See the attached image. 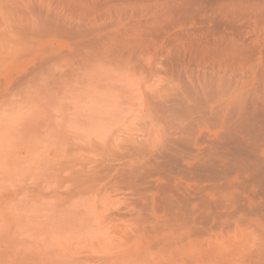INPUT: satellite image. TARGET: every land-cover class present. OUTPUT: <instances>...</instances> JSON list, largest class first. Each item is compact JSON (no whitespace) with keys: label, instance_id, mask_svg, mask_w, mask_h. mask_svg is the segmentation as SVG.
<instances>
[{"label":"rangeland","instance_id":"1","mask_svg":"<svg viewBox=\"0 0 264 264\" xmlns=\"http://www.w3.org/2000/svg\"><path fill=\"white\" fill-rule=\"evenodd\" d=\"M41 1L0 0L1 263L264 264V0Z\"/></svg>","mask_w":264,"mask_h":264},{"label":"bare ground","instance_id":"2","mask_svg":"<svg viewBox=\"0 0 264 264\" xmlns=\"http://www.w3.org/2000/svg\"><path fill=\"white\" fill-rule=\"evenodd\" d=\"M26 1H27V0H26ZM35 1H36V0H35ZM39 1H41V0H39ZM66 1H67V0H66ZM78 1H79V0H78ZM84 1H85V0H84ZM101 1H102V0H101ZM103 1H104V0H103ZM122 1H123V0H122ZM124 1H125V0H124ZM128 1H129V0H128ZM128 1H126L125 3H127ZM181 1H182V0H181ZM37 2H38V1H37ZM41 2H42V1H41ZM56 2H57V0H56ZM58 2H59V1H58ZM70 2H71V1H70ZM70 2H69V4H70ZM80 2H82V0H81ZM93 2H94V1H93ZM115 2H116V1H114V3H115ZM129 2H130V1H129ZM246 2H247V0H246ZM30 3H31V2H30ZM34 3H35V2H34ZM71 3H72V2H71ZM83 3L85 4L86 1L83 2ZM89 3H90V2H89ZM94 3H96V2H94ZM97 3L99 4V3H102V2H97ZM97 3H96V4H97ZM106 3H107V2H106ZM110 3H111V2H110ZM114 3H113V5H114ZM249 3H250V2H249ZM55 4H56V3H55ZM84 4H83V5H84ZM90 4H91V3H90ZM104 4H105V3H104ZM107 4H108V3H107ZM115 4H116V3H115ZM117 4L120 5V2L118 1ZM122 4H123V3H122ZM59 5H60V4H59ZM59 5H58V7H59ZM75 5H76V4H75ZM83 5H82V6H83ZM86 5H87V3L84 5L85 8H86ZM88 5H89V4H88ZM92 5H93V4H92ZM92 5H91V7H92ZM99 5H101V4H99ZM99 5H98V6H99ZM23 6H24V5H23ZM68 6H69V5H68ZM68 6H67V7H68ZM70 6H71V5H70ZM70 6H69V7H70ZM80 6H81V5H80ZM80 6H76V8H78V7H80ZM82 6H81V7H82ZM101 6H102V5H101ZM0 7H1V6H0ZM25 7H26V6H25ZM40 7H41V6H40ZM56 7H57V5H56ZM58 7H57V9H58ZM81 7H80V8H81ZM107 7L110 8L109 5H107ZM121 7H124V6L122 5ZM2 8H3V7H2ZM38 8H39V7H38ZM60 8H61V7H60ZM85 8H84V11H83L84 14H86V12L90 11V9H89L90 7L87 6V8L89 9V10H87V11H85ZM102 8L104 9L105 7H102ZM117 8H119V7H117ZM248 8H249V7H248ZM25 9H26V8H25ZM27 9H28V8H27ZM27 9H26V11H27ZM53 9H54V8H53ZM71 9L73 10L74 7H72ZM105 9H106V8H105ZM15 10H16V8H15ZM22 10H23V9H22ZM30 10H31V9H30ZM42 10H43V9H42ZM54 10H55V9H54ZM74 10H75V9H74ZM74 10H73V11H74ZM79 10H80V9H79ZM106 10L109 11L108 8H107ZM120 10H121V8H120ZM0 11H1V9H0ZM26 11H25V12H26ZM58 11H60V10H58ZM62 11H63V10H62ZM95 11H96V10H95ZM117 11H118V9H117ZM6 12H7V11H6ZM8 12H10V11L8 10ZM15 12H16V11H15ZM19 12H20V10H19ZM30 12H31V11H30ZM69 12L71 13V11H69ZM93 12H94V10H93ZM105 12H106V11H105ZM2 13H3V11H2ZM4 13H5V12H4ZM12 13H13V12H12ZM23 13H24V12H23ZM47 13H48V12H47ZM75 13H76V12H75ZM75 13H74V14H75ZM96 13H97V11H96ZM101 13H102V12H101ZM103 13H104V12H103ZM107 13H108V12H107ZM0 14H1V12H0ZM27 14H28V13H27ZM30 14H31V13H30ZM64 14H65V13H64ZM76 14H78V10H77V13H76ZM79 14H80V13H79ZM79 14H78V15H79ZM91 14H92V10H91ZM251 14H252V13H251ZM255 14H256V13H255ZM257 14H258V13H257ZM4 15H5V14H4ZM18 15L20 16V14H18ZM41 15H42V14H41ZM60 15H61V14H60ZM80 15H81V14H80ZM86 15H88V14H86ZM93 15H94V13H93ZM101 15H103V14H101ZM106 15H107V14H106ZM258 15H259V14H258ZM258 15H257V16H258ZM262 15H263V14H262ZM23 16H24V15H23ZM55 16H56V15H55ZM70 16H71V15H70ZM72 16H73V14H72ZM76 16H77V15H76ZM81 16H82V15H81ZM81 16H80V17H81ZM83 16H84V15H83ZM96 16H97V15H96ZM255 17H256V16H255ZM10 18H11V17H10ZM17 18H18V17H17ZM30 18H31V17H30ZM32 18H33V17H32ZM32 18H31V19H32ZM86 18H87V17H86ZM86 18H85V19H86ZM93 18H94V16H93ZM118 18H119V17H118ZM250 18H251V17H250ZM261 18H262V17H261ZM12 19H13V18H12ZM19 19H20V18H19ZM27 19H28V17H27ZM34 19H35V18H34ZM82 19H84V17H83ZM85 19H84V20H85ZM120 19H121V18H120ZM259 19H260V18H259ZM1 20H2V17H1ZM6 20H7V19H6ZM16 20H17V19H16ZM22 20H23V19H22ZM52 20H53V19H52ZM55 20L58 21V19H56V18H55ZM78 20H79V19H78ZM253 20H254V19H253ZM262 20H263V19H262ZM23 21H24V20H23ZM28 21H29V20H28ZM63 21H64V20H63ZM103 21H104V20H103ZM254 21H255V20H254ZM15 22H16V21H15ZM30 22H31V21H30ZM36 22H37V21H36ZM50 22H52V21H50ZM53 22H54V21H53ZM64 22H65V21H64ZM88 22H89V21H88ZM91 22H92V21H91ZM95 22H96V21H95ZM120 22H121V21H120ZM10 23H11V22H10ZM20 23H21V22H20ZM48 23H49V21H48ZM56 23H57V22H56ZM73 23H74V22H73ZM76 23H77V22H76ZM84 23H85V22H84ZM253 23H254V22H253ZM262 23H263V22H262ZM0 24H1V23H0ZM22 24H23V23H22ZM24 24H25V22H24ZM54 24H55V23H54ZM74 24H75V23H74ZM249 24H250V23H249ZM26 25H27V22H26ZM35 25H36V23H35ZM50 25H51V24H50ZM90 25H91V24H90ZM97 25H98V24H97ZM97 25H96V26H97ZM100 25H101V23H100ZM100 25H99V26H100ZM243 25H244V24H243ZM255 25H256V24H255ZM3 26H4V25H3ZM30 26H33V25H30ZM52 26H53V25H52ZM55 26H56V25H55ZM58 26H59V25H58ZM69 26H70V24H69ZM69 26H66V28H68ZM72 26H73V25H72ZM93 26H94V25H93ZM36 27H37V26H36ZM40 27H41V25H40ZM79 27H80V26H79ZM105 27H106V26H104V28H105ZM107 27H108V26H107ZM243 27H244V26H243ZM243 27H242V28H243ZM6 28H7V27H6ZM17 28H18V27H17ZM21 28H22V27H21ZM23 28H24V26H23ZM26 28H27V27H26ZM32 28H34V26H33ZM37 28H38V27H37ZM48 28H49V27L47 26V29H48ZM69 28H70V27H69ZM97 28H98V27H97ZM104 28H102V29H104ZM2 29H4V28H2ZM8 29H9V28H8ZM18 29H19V28H18ZM51 29H53V27H52ZM51 29H50V30H51ZM243 29H244V28H243ZM251 29H252V30H255L254 28H251ZM261 29H262V28H261ZM13 30H14V29H13ZM13 30H12V31H13ZM54 30H55V29H54ZM56 30H57V28H56ZM58 30H59V29H58ZM62 30H63V28H62ZM65 30L67 31V29H64V33H66ZM93 30H95V27L93 28ZM98 30H99V29H98ZM98 30H96V31H98ZM4 31H5V29H4ZM6 31H7V30H6ZM16 31H17V30H16ZM19 31H20V30H19ZM21 31H22V30H21ZM26 31H27V29H26ZM78 31H79V30H78ZM14 32H15V30H14ZM39 32H40V31H39ZM50 32H51V31H50ZM52 32H53V31H52ZM55 32L57 33V31H55ZM74 32H75V31H74ZM88 32H89V31H88ZM94 32H95V31H94ZM99 32H100V31H99ZM21 33H22V32H21ZM46 33H47V32H46ZM78 33H79V32H78ZM89 33H92V32H89ZM96 33H97V32H96ZM15 34H16V33H14V35H15ZM25 34H26V33H25ZM25 34H24V35H25ZM37 34H38V31H37ZM48 34H49V33H48ZM54 34H55V33H54ZM54 34H53V35H54ZM66 34H67V33H66ZM84 34L86 35L85 31H84ZM262 34H263V32H262ZM262 34H261V35H262ZM24 35H23V36H24ZM58 35H60V34H58ZM78 35H80V34H78ZM92 35H93V34H92ZM92 35H91V36L89 35V36L92 38V37H93ZM111 35H112V34H111ZM111 35H110V37H111ZM258 35H259V33H258ZM261 35H260V36H261ZM12 36H13V35H12ZM17 36H18V34H17ZM21 36H22V35H21ZM40 36L42 37L43 35H40ZM45 36H46V35H45ZM48 36H49V35H48ZM69 36H70V34H69ZM107 36H109V35H107ZM38 37H39V35H38ZM50 37H51V36H50ZM57 37H58V36H57ZM57 37H56V38H57ZM76 37H77V36H76ZM59 38H60V36H59ZM79 38H80V37H79ZM113 38H114V37H113ZM259 38H260V37H259ZM15 39H16V37H15ZM21 39H22V38H21ZM28 39H29V38H28ZM39 39H40V38H39ZM42 39H43V38H42ZM67 39H68V37H67ZM81 39H82V38H81ZM106 39H107V38H106ZM116 39H117V38H116ZM11 40H12V39H11ZM19 40H20V39H19ZM23 40H24V38H23ZM33 40H35V39H33ZM118 40H119V39H118ZM98 41H99V40H98ZM101 41H102V40H100V42H101ZM251 41H252V40H251ZM259 41H260V40H259ZM14 42H15V41H14ZM85 42H86V41H85ZM115 42H116V41H115ZM115 42H114V43H115ZM93 43H94V42H93ZM51 44H53V43L51 42ZM83 44H84V43H83ZM95 44H96V43H95ZM112 44H113V43H112ZM253 44H254V43H253ZM24 45H25V44H24ZM28 45L30 46V44H28ZM31 46H32V44H31ZM103 46L105 47L104 44H103ZM110 46H111V45H110ZM246 46H247V45H246ZM44 47H45V46H44ZM86 47H87V46H86ZM89 47H90V46H89ZM45 48H46V47H45ZM48 48H49V46H48ZM90 48H91V47H90ZM90 48H89V49H90ZM98 48H99V47H98ZM12 49H13V47H12ZM95 49H96V48H95ZM246 49H247V48H246ZM101 50L103 51V50H105V49H102V48H101ZM243 50H245V49H243ZM43 51H44V50H43ZM86 51H87V50H86ZM53 52H54V50H53ZM58 53H59V52H58ZM93 53H94V52H93ZM93 53H92V54H93ZM49 54H50V53H49ZM84 54H85V53H84ZM102 54H103V53H102ZM102 54H101V55H102ZM88 55H89V54H88ZM88 55H86L87 58H89ZM93 55L95 56V54H93ZM93 55H92V57H94ZM99 55H100V54H99ZM103 55H104V54H103ZM217 55H218V54H217ZM223 55H224V54H222V56H223ZM89 56H90V55H89ZM116 56H117V55H116ZM41 57H42V56H41ZM53 57H54V55H53ZM82 57H83V56H82ZM90 57H91V56H90ZM96 57H97V56H96ZM96 57H95V58H96ZM50 58H51V57H50ZM83 58L85 59V57H83ZM227 58H228V57H227ZM38 59H40V58H38ZM52 59H53V58H52ZM57 60H58V59H57ZM51 61H52V60H51ZM83 61H84V60H83ZM85 61H86V60H85ZM86 62H87V61H86ZM47 63H48V62H47ZM84 63H85V62H84ZM91 63H93V62H91ZM58 64H59V63H58ZM85 64H86V63H85ZM87 64H88V63H87ZM56 67H57V66H56ZM15 74H16V73H15ZM87 77H88V76H87ZM194 91H195V90H194ZM202 91H203V90H202ZM85 93H86V92H85ZM87 93H88V92H87ZM195 93H196V92H195ZM98 94H99V93H98ZM100 94H101V93H100ZM199 94H200V93H199ZM101 95H102V94H101ZM104 95H105V94H104ZM104 95H102V96H104ZM108 95H109V94H108ZM102 96H101V97H102ZM186 96H187V95H186ZM199 97H200V96H199ZM199 97H198V98H199ZM196 98H197V97H196ZM198 98H197V99H198ZM104 99H105V98H104ZM195 101H196V100H195ZM139 104H141V103H139ZM198 105H199V104H198ZM87 106H88V104H87ZM139 107H140V106H139ZM144 107H145V106H144ZM147 107H148V105H147ZM187 107H189V106H187ZM141 108H142V107H141ZM141 108H140V110H141ZM184 108H186V106H185ZM187 109H188V108H187ZM190 109H191V108H190ZM148 113H149V112H148ZM157 113H158V112H157ZM141 114H142V113H141ZM146 114H147V113H146ZM150 114H151V113H150ZM165 114H166V113H165ZM100 115H101V113H100ZM148 115H149V114H148ZM161 116H162V115H161ZM146 119H147V118H146ZM149 119H151V118H149ZM182 120H183V119H182ZM154 121H155V120H154ZM154 121H152V122H154ZM154 123H156V122H154ZM118 125H119V124H118ZM144 126H145V125H144ZM151 126H152V125H151ZM1 127H2V126H1ZM120 127H121V126H120ZM189 127H190V126H189ZM2 128H3V127H2ZM5 128H6V126H5ZM144 128H145V127H144ZM151 128H152V127H151ZM193 128H194V127H193ZM147 129H148V128H147ZM175 129H176V128H175ZM150 130H151V129H150ZM157 130H159V129H157ZM189 130H190V129H189ZM6 132H7V130H6ZM170 132H171V131H170ZM192 132H193V131H192ZM133 133L135 134V132H133ZM136 133H138V132H136ZM173 133H174V132H173ZM130 134H131V133H130ZM148 134H149V133H148ZM166 134H167V133H166ZM128 135H129V134H128ZM131 135H132V134H131ZM152 135H153V134H152ZM173 135H174V134H173ZM135 136H136V135H135ZM140 136H141V135H140ZM144 136H145V135H144ZM153 136H154V135H153ZM137 137H139V136H137ZM141 137H142V136H141ZM145 137H146V136H145ZM173 137H174V136H173ZM156 138H157V137H156ZM164 138H165V137H164ZM174 138H175V137H174ZM157 139H158V138H157ZM161 139H162V138H161ZM167 139H168V137H167ZM163 140H164V139H163ZM165 140H166V139H165ZM171 140H172V139H171ZM171 140H167V141H171ZM176 140H177V139H176ZM176 140H175V141H176ZM185 140H187V139H185ZM193 140H194V139H193ZM137 141H139V140H137ZM137 141H136V142H137ZM158 141H159V140H158ZM181 141H182V140H181ZM131 142H132V141H131ZM144 142H146V141H144ZM160 142H161V141H160ZM160 142H159V143H160ZM171 142H172V141H171ZM133 143H134V142H133ZM157 143H158V142H157ZM163 143H164V142H163ZM163 143H162V144H163ZM140 144H142V142H140ZM143 144H144V143H143ZM155 144H156V143H155ZM162 144H161V145H162ZM174 144H175V143H174ZM135 145H136V144H135ZM137 145H138V144H137ZM157 145H158V144H157ZM194 145H195V144H194ZM138 146H139V145H138ZM155 146H156V145H155ZM1 147H2V146H1ZM141 147H142V146H141ZM162 147H164V146H162ZM145 148H146V147H145ZM24 149H26V148H24ZM139 149H140V148H139ZM148 149H149V148H148ZM167 150H168V149H167ZM132 151H133V150H132ZM140 151H141V150H140ZM142 151H143V150H142ZM144 151H145V150H144ZM170 152H171V151H170ZM141 153H142V152H141ZM197 154H198V153H197ZM136 155H137V154H136ZM185 155H186V154H185ZM121 156H122V155H121ZM202 157H203V156H202ZM182 158H183V157H182ZM187 158H188V157H187ZM206 158H207V156H206ZM175 159H176V158H175ZM120 160H121V159H120ZM183 160H184V159H183ZM204 160H205V159H204ZM176 161H177V160H176ZM200 161H201V160H200ZM204 163H205V162H204ZM120 164H121V163H120ZM195 164H196V163H195ZM184 167H185V166H184ZM118 168H119V167H118ZM120 168H121V166H120ZM115 170H116V169H115ZM119 170H120V169H119ZM131 180H133V179H131ZM121 181H123V179H122ZM116 183H117V182H116ZM120 187H121V186H120ZM202 195H203V194H202ZM202 199H203V198H202ZM174 201H175V200H174ZM202 202H203V201H202ZM197 203H198V202H197ZM176 204H177V203H176ZM198 205H199V204H198ZM195 208H196V207H195ZM1 261H2V260H1ZM1 261H0V264H2Z\"/></svg>","mask_w":264,"mask_h":264}]
</instances>
